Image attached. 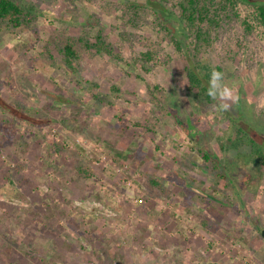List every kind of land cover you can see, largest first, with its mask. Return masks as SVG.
I'll list each match as a JSON object with an SVG mask.
<instances>
[{"label": "rangeland", "instance_id": "rangeland-1", "mask_svg": "<svg viewBox=\"0 0 264 264\" xmlns=\"http://www.w3.org/2000/svg\"><path fill=\"white\" fill-rule=\"evenodd\" d=\"M25 1L37 22L0 33V264H264V176L220 148L229 118L264 133L256 7L240 4L203 53L236 97L206 104L151 17L122 40L124 5L141 0ZM88 21L131 65L152 49L156 62L82 51L80 72H63L57 45ZM200 150L232 173L205 170Z\"/></svg>", "mask_w": 264, "mask_h": 264}, {"label": "trees", "instance_id": "trees-1", "mask_svg": "<svg viewBox=\"0 0 264 264\" xmlns=\"http://www.w3.org/2000/svg\"><path fill=\"white\" fill-rule=\"evenodd\" d=\"M76 1V0H71ZM142 2H132L124 5L123 9V27L122 40L130 41V37H134L128 32V28H139L141 25L147 24L151 17L152 25L163 33L162 41L169 44L177 54L183 64V71L188 82L187 94L196 101H202L206 104L214 103V98L207 94L209 80L212 70L224 73L221 66L212 67L211 64L204 62L203 53H209L213 50L217 41V34L224 25L232 22L238 16L236 11L240 4L253 5L257 9V17L259 22L264 26V0H141ZM237 17H235V16ZM39 19L38 10L34 4L25 0H0V33L5 31H25L32 27ZM92 21L85 22L83 32L80 36H69L58 43L56 51L63 59V65H59L60 69L67 73V69L80 72L75 66L81 60L83 52L92 53L94 55H105L112 57L120 63L126 62L127 66L147 69L148 65L156 62L155 49L141 53L136 58L135 64L125 61L118 48L108 40L107 33L103 28H99L95 34L92 33L94 26ZM246 26H249L246 24ZM191 42H188L187 40ZM160 46L161 43L159 42ZM49 54L54 57L52 52ZM169 61L167 60L166 63ZM64 68V69H63ZM148 71V70H146ZM224 77V74H223ZM8 104L0 103L5 109ZM11 115L20 117L22 111L16 112L17 108ZM10 110V109H8ZM222 112V110H221ZM19 115V116H18ZM230 129L228 137L220 144L222 152L228 154L233 152L242 161L248 171L254 172L259 177L264 176V133L258 130L249 129L247 125L240 120L229 118ZM12 125V124H11ZM257 136V137H256ZM259 136V137H258ZM199 153L203 156V160L211 161L214 159L213 171L209 166L205 167L211 174L226 179L227 174L232 173L230 165H224L223 160L219 161L217 157L202 150ZM225 172V173H224ZM84 173V172H81ZM245 179V178H244ZM243 179L242 185L245 184ZM153 181V186H159V182ZM230 181V180H228ZM201 197V196H199ZM219 203L222 208L226 206L216 196L209 198ZM210 219L203 216L202 223L206 228L210 227ZM264 231L261 232V236Z\"/></svg>", "mask_w": 264, "mask_h": 264}, {"label": "clouds", "instance_id": "clouds-1", "mask_svg": "<svg viewBox=\"0 0 264 264\" xmlns=\"http://www.w3.org/2000/svg\"><path fill=\"white\" fill-rule=\"evenodd\" d=\"M207 94L214 99H236L233 91L223 83V74L217 70H212L209 80ZM223 109H227L229 105L224 103L221 105Z\"/></svg>", "mask_w": 264, "mask_h": 264}, {"label": "water", "instance_id": "water-1", "mask_svg": "<svg viewBox=\"0 0 264 264\" xmlns=\"http://www.w3.org/2000/svg\"><path fill=\"white\" fill-rule=\"evenodd\" d=\"M195 192H197L198 194H201V195H205V194H203L201 191H199L198 189H195V188H192ZM263 235H264V233H263Z\"/></svg>", "mask_w": 264, "mask_h": 264}]
</instances>
